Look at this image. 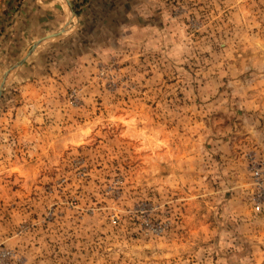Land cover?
Listing matches in <instances>:
<instances>
[{"label":"rangeland","instance_id":"obj_1","mask_svg":"<svg viewBox=\"0 0 264 264\" xmlns=\"http://www.w3.org/2000/svg\"><path fill=\"white\" fill-rule=\"evenodd\" d=\"M60 30L0 100V264H264V0H0V84Z\"/></svg>","mask_w":264,"mask_h":264},{"label":"built area","instance_id":"obj_2","mask_svg":"<svg viewBox=\"0 0 264 264\" xmlns=\"http://www.w3.org/2000/svg\"><path fill=\"white\" fill-rule=\"evenodd\" d=\"M251 162L254 186L258 191L256 202L259 206L257 208L260 209L264 205V160L257 161L255 157H252Z\"/></svg>","mask_w":264,"mask_h":264},{"label":"water","instance_id":"obj_3","mask_svg":"<svg viewBox=\"0 0 264 264\" xmlns=\"http://www.w3.org/2000/svg\"><path fill=\"white\" fill-rule=\"evenodd\" d=\"M59 33H54V34H51L49 36H47L44 40L40 41V42H36L33 47L31 48V50L28 52L27 55H30L32 54L33 52H35L37 50L38 47H40L45 41H48V40H52V39H55L57 38L59 35ZM23 62V60L19 61L17 64H15L13 67H11L4 75V83H7L11 73L19 67V65H21V63ZM6 89V84L0 88V100L2 98V95H3V92L4 90Z\"/></svg>","mask_w":264,"mask_h":264},{"label":"bare ground","instance_id":"obj_4","mask_svg":"<svg viewBox=\"0 0 264 264\" xmlns=\"http://www.w3.org/2000/svg\"><path fill=\"white\" fill-rule=\"evenodd\" d=\"M68 28V27H67ZM63 32L60 30V32H59V34L58 35H60V34H62ZM47 37V36H46ZM46 37H44V38H41V39H39L37 42H40V41H42V40H44ZM34 54V52L32 53V54H30V55H26V57H24L22 60H23V62L21 63V65H19V67L18 68H16V72H18L23 66H24V64L26 63V61L32 56ZM4 76V75H3ZM2 76V77H3ZM6 83H4V80H3V82L0 84V88H2L4 85H5Z\"/></svg>","mask_w":264,"mask_h":264}]
</instances>
